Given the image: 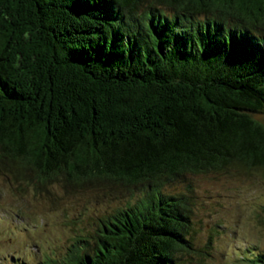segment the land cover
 I'll list each match as a JSON object with an SVG mask.
<instances>
[{
	"label": "trees",
	"instance_id": "1",
	"mask_svg": "<svg viewBox=\"0 0 264 264\" xmlns=\"http://www.w3.org/2000/svg\"><path fill=\"white\" fill-rule=\"evenodd\" d=\"M258 112L264 0H0V172L140 190L47 264L204 258L190 197L164 187L264 169Z\"/></svg>",
	"mask_w": 264,
	"mask_h": 264
},
{
	"label": "rangeland",
	"instance_id": "2",
	"mask_svg": "<svg viewBox=\"0 0 264 264\" xmlns=\"http://www.w3.org/2000/svg\"><path fill=\"white\" fill-rule=\"evenodd\" d=\"M255 116L264 123V112ZM21 180L0 172V264H47L77 237H91L99 216L140 194L112 183ZM164 190L190 197L196 242L211 241L209 253L190 264H230L264 249L263 168L187 172Z\"/></svg>",
	"mask_w": 264,
	"mask_h": 264
}]
</instances>
